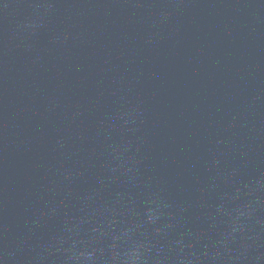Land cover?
<instances>
[{
	"label": "water",
	"instance_id": "95a60500",
	"mask_svg": "<svg viewBox=\"0 0 264 264\" xmlns=\"http://www.w3.org/2000/svg\"><path fill=\"white\" fill-rule=\"evenodd\" d=\"M0 264H264V0H0Z\"/></svg>",
	"mask_w": 264,
	"mask_h": 264
}]
</instances>
